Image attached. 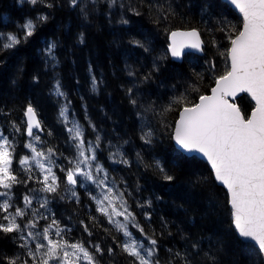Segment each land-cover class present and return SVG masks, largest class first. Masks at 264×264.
I'll return each mask as SVG.
<instances>
[{"label": "trees", "instance_id": "trees-1", "mask_svg": "<svg viewBox=\"0 0 264 264\" xmlns=\"http://www.w3.org/2000/svg\"><path fill=\"white\" fill-rule=\"evenodd\" d=\"M41 16L46 19L39 21ZM28 19L35 23L33 36L0 51V134L12 145L10 171L19 181L10 190V211L25 208L24 197L44 187L33 163L20 164L30 155L24 117L29 105L42 128L40 149L54 150L60 177L57 191L47 192L45 209L32 200L17 222L34 220L40 227L54 219L63 239L84 244L95 264H139L91 194L80 186L75 196L67 191L65 170L79 158L68 129L78 124L85 144L95 145L100 137L95 161L123 194L138 223L136 233L144 243L156 241L154 264H264L258 249L238 236L228 192L208 164L173 142L181 109L195 105L228 71L240 16L223 0H0V32L23 36L20 26ZM193 28L202 36L203 53L172 59L170 32ZM57 83L63 95L56 93ZM235 102L247 118L253 101L243 94ZM25 235L26 230L0 231V264L39 261L28 254L32 242L21 246ZM97 244L102 251L96 252Z\"/></svg>", "mask_w": 264, "mask_h": 264}, {"label": "snow or ice", "instance_id": "snow-or-ice-1", "mask_svg": "<svg viewBox=\"0 0 264 264\" xmlns=\"http://www.w3.org/2000/svg\"><path fill=\"white\" fill-rule=\"evenodd\" d=\"M30 2L36 4L38 0H30ZM71 2L73 5L77 4V0ZM231 2L243 14V28L234 39H231L232 47L227 53L231 60V69L217 78L216 86L212 88L210 96L201 95L199 103L183 108L180 119L176 122L174 139L184 150L198 151L207 157L216 180L228 189L233 224L239 236L254 241L259 253L264 256V0H231ZM37 19L42 21L46 17L41 16ZM34 30L35 23L28 19L20 26L23 36L15 32H0V51L14 49L23 40L32 37ZM170 40L168 50L173 57H180L185 48L200 49L196 30L172 32ZM53 47L54 45H49V53ZM95 83L93 78V84ZM55 91L58 95H63L59 83L55 85ZM240 92L250 93L256 101L257 106L247 119L239 108L234 103H229L227 99L236 97ZM60 115L67 119L65 110H62ZM25 117L26 132L31 138L25 147L31 149L32 155L22 157L20 164L28 165L31 160L37 168L46 170L47 175L44 176V187L41 191L56 192L57 177L51 167L45 169L46 164L54 162L52 159L55 155L54 150L49 148L47 156L37 150L35 142H39L41 138L35 130L42 131V128L31 105L27 107ZM13 127L15 131H20L15 125ZM68 131L79 150V157L83 159L71 162L74 167L66 172L67 183L75 185L77 177L83 176L87 181L96 183L98 187H107L106 176L100 179L94 177L91 171H84V166L91 168L96 160L94 153L95 148L99 146L100 137L97 136L95 145L88 142L85 148L84 131L81 127L75 124ZM150 135L151 133H146L145 138ZM8 146V138L0 134V187L7 190L0 193V212L4 213L0 219V231L12 233L26 230L27 238L20 237L25 241L21 246L27 247L28 239L36 241L34 249H29L28 253L33 257H40L35 264H95L93 253L84 244L78 242L69 244L63 239L64 230L59 227L56 220L53 219L42 232L34 231L36 228L34 220H29L23 226L17 222L18 217L22 218L26 215L25 209L31 205L32 200L29 196H25V208H15V211H10L13 207L10 190L19 181L10 171L12 160ZM123 162L127 163V161ZM95 169L97 172H103L99 164L95 165ZM166 179L171 180L172 177L166 176ZM72 194L75 196V192ZM93 199L96 200L97 211L107 216L109 222L114 224L118 231L130 238L123 245L124 251L135 257L139 264H154L151 258L155 252L156 241L150 240L152 247L145 248L142 242L131 238L129 225L134 228L139 226L135 222V217L128 211L123 194H113V188L107 187L106 192ZM46 204L47 201L41 204V207H46ZM33 215H38L35 210ZM118 216H123L124 222L115 219ZM53 227L56 229L55 235L61 237L60 240L50 238V229ZM140 231L143 232V229ZM94 247L96 252L102 251L100 245ZM67 249L72 251L69 252ZM12 264H15V261Z\"/></svg>", "mask_w": 264, "mask_h": 264}, {"label": "rangeland", "instance_id": "rangeland-1", "mask_svg": "<svg viewBox=\"0 0 264 264\" xmlns=\"http://www.w3.org/2000/svg\"><path fill=\"white\" fill-rule=\"evenodd\" d=\"M35 133L40 136L39 131L37 129L35 130ZM40 138H41V136H40ZM30 140H31V138L29 137L28 143L30 142ZM35 144H36V148H37L38 151L44 152L42 149H40L41 144H42V140L41 139H40L39 142H35ZM86 147H87V144H85V148ZM28 150L30 152V155H29V157H30L32 155V151L29 148H28ZM44 153H45V156L48 155L47 152H44ZM86 155H91V154L90 153H86ZM43 159L44 158L42 157L41 160L43 161ZM52 159H53L54 162L51 163V164H46L45 165V169L47 167H51L52 168L53 173L57 177V186H58V183H59L58 180H59L60 175L55 170V166H56V164L59 165V163L54 158H52ZM78 159H83V158L82 157H79ZM29 162L34 164V162H32L31 160ZM96 164H98V163L95 161L94 163H92L91 168H89L88 166H84V171H91L94 177H99L100 179H104L105 176L107 177V171L103 168V166L101 164H99V165L102 167L103 172H97L96 171V169H95V165ZM73 167H74V165H73ZM39 170H40V172H41V174H42L43 177L45 175H47L46 170L45 171H42L41 169H39ZM66 172H67V170H65V176H66ZM49 183H51V177H49ZM66 183H67V178H66ZM106 185H107V187L113 188V194H119V191L115 190V187L109 181L108 177H107ZM77 186H80L81 189H84L85 191L87 190L91 194V198L95 202V205L96 206H97L96 200L93 199V197H99L102 192H106L107 191V187H98L97 184L94 183L93 181H87L83 176H78L77 177V184H75V185H69L67 183V191L69 192L70 195H73L72 193L76 191V187ZM30 199L36 201L38 203L39 207L42 208L41 207V204H43L45 201H47V203H48V199L49 198H48L47 192L42 191V192L38 193L36 196L31 197ZM116 203L118 204L119 201H117ZM105 204H107V202H105ZM43 209H45V207H43ZM128 211L130 212L129 209H128ZM115 219H117V220H119L121 222H124V217L123 216H118ZM46 226L47 225L45 223H42V225L40 227L36 226V228L34 229V231H41L42 232L43 229H44V227H46ZM138 228L139 227H135L134 228L131 225H129V229L128 230L132 233V237L131 238L132 239H135L137 241L142 242L145 248L152 247L149 243H144L143 240H142V238L136 233L135 229L137 230ZM55 231L56 230H54V228L50 229V233H51L50 238L53 239V240H58V239L55 238V236L53 234ZM123 236H124L125 243L128 242L130 238L127 237V236H125L124 233H123ZM25 237L27 238V235H25ZM28 241L32 242L35 245V242L36 241H34L32 239H28ZM42 242L46 243V241H42ZM67 250L69 252L72 251L71 249H67ZM61 255H62V253H61Z\"/></svg>", "mask_w": 264, "mask_h": 264}, {"label": "water", "instance_id": "water-1", "mask_svg": "<svg viewBox=\"0 0 264 264\" xmlns=\"http://www.w3.org/2000/svg\"><path fill=\"white\" fill-rule=\"evenodd\" d=\"M224 2H226L239 16H240V18H241V20H242V27H241V30H242V28H243V14L239 11V9L231 2V0H223ZM192 30H196V32L198 33V36H199V40H200V49L199 50H197V49H192V48H185L184 50H183V54L180 56V57H173L172 55H171V53L169 52V55L171 56V58L172 59H174V60H177V61H179V60H181V59H183V56H184V54L185 53H189V52H192V53H194V54H202L203 53V39H202V36H201V34H200V32L197 30V29H175V30H173V31H171L170 32V34H169V44L171 43V40H170V35H171V33L172 32H176V31H179V32H189V31H192ZM239 34V33H238ZM237 34V35H238ZM236 35V36H237ZM235 36V37H236ZM234 37V38H235ZM233 38V39H234ZM232 47V45L230 44V48ZM229 48V49H230ZM169 51V50H168ZM228 61H229V69H228V71L231 69V60H230V57L228 56ZM216 86V82H215V84L213 85V87L212 88H214ZM212 88L210 89V92L208 93V94H204V95H206V96H210L211 94H212ZM243 94H245V95H247V96H249V98L253 101V103H254V107H253V109L251 110V112H250V114H249V116L248 117H250L251 116V114H252V111L256 108V101L252 98V96H251V94L250 93H248V92H240V93H237V95H236V97H228L227 99L229 100V103H234L237 107H238V105H237V103L235 102L236 101V98L237 97H239L240 95H243ZM197 103H199V99H198V101H197ZM196 103V104H197ZM190 107H192V106H190ZM239 108V107H238ZM27 109V108H26ZM26 109H25V111H26ZM240 110V109H239ZM183 111V108L181 109V111L179 112V116H178V119L176 120V122L180 119V114H181V112ZM241 112V111H240ZM242 114V113H241ZM24 117H25V113H24ZM247 117V118H248ZM245 118V117H244ZM247 118H245V119H247ZM37 119L39 120V118H38V116H37ZM25 122H26V125H27V118L25 117ZM39 122H40V120H39ZM176 122H175V127H174V132H173V141H174V144H175V146L180 150V151H182L184 154H186V155H196V156H198L199 158H201L202 160H204L207 164H208V166H209V168L211 169V171H212V173H213V176H214V179H215V181L218 183V184H220L221 186H223L226 190H227V192H228V189H227V187L225 186V185H223L220 181H218V180H216V178H215V173H214V170H213V168H212V166H211V163L208 161V159H207V157H205L202 153H200V152H198V151H192V152H188V151H186V150H184L177 142H176V140L174 139V134H175V128H176ZM40 132H41V130L40 129H38ZM228 195H229V192H228ZM229 199H230V197H229ZM231 206V205H230ZM233 226H234V224H233ZM234 228H235V226H234ZM236 229V228H235ZM236 232H237V230H236ZM237 234H238V232H237ZM238 236H239V234H238ZM240 237V236H239ZM243 241H248V242H251L257 249H258V247L255 245V242L254 241H250V240H245V239H243L242 237H240ZM259 251V250H258ZM262 256V255H261ZM262 258H263V261H264V256H262Z\"/></svg>", "mask_w": 264, "mask_h": 264}, {"label": "bare ground", "instance_id": "bare-ground-1", "mask_svg": "<svg viewBox=\"0 0 264 264\" xmlns=\"http://www.w3.org/2000/svg\"><path fill=\"white\" fill-rule=\"evenodd\" d=\"M174 142V141H173ZM9 146H12L11 144ZM182 152V151H181Z\"/></svg>", "mask_w": 264, "mask_h": 264}]
</instances>
